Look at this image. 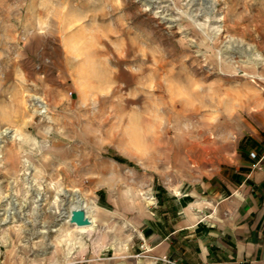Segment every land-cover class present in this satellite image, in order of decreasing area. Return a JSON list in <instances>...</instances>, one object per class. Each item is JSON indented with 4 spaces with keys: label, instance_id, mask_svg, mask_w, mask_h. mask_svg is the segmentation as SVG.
I'll return each instance as SVG.
<instances>
[{
    "label": "rangeland",
    "instance_id": "1",
    "mask_svg": "<svg viewBox=\"0 0 264 264\" xmlns=\"http://www.w3.org/2000/svg\"><path fill=\"white\" fill-rule=\"evenodd\" d=\"M257 146L264 0H0V264H177L163 214Z\"/></svg>",
    "mask_w": 264,
    "mask_h": 264
},
{
    "label": "crops",
    "instance_id": "2",
    "mask_svg": "<svg viewBox=\"0 0 264 264\" xmlns=\"http://www.w3.org/2000/svg\"><path fill=\"white\" fill-rule=\"evenodd\" d=\"M257 151L256 160L220 177L224 189L210 205L194 208L175 199L151 250L177 264H264V150Z\"/></svg>",
    "mask_w": 264,
    "mask_h": 264
},
{
    "label": "water",
    "instance_id": "3",
    "mask_svg": "<svg viewBox=\"0 0 264 264\" xmlns=\"http://www.w3.org/2000/svg\"><path fill=\"white\" fill-rule=\"evenodd\" d=\"M69 223L76 227H91L92 221L89 219L85 207H79L70 211Z\"/></svg>",
    "mask_w": 264,
    "mask_h": 264
},
{
    "label": "bare ground",
    "instance_id": "4",
    "mask_svg": "<svg viewBox=\"0 0 264 264\" xmlns=\"http://www.w3.org/2000/svg\"><path fill=\"white\" fill-rule=\"evenodd\" d=\"M81 201H82V200H81ZM78 202H79V201H78ZM79 204H80V203H79ZM79 207H83V206H82V205H81V206L77 205V206L72 207L71 210H75V209H77V208H79ZM88 216H89V215H88ZM68 218H70V216H69ZM68 222H69V221H68ZM76 228L81 229V230L89 229V227H76Z\"/></svg>",
    "mask_w": 264,
    "mask_h": 264
}]
</instances>
